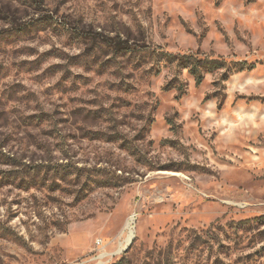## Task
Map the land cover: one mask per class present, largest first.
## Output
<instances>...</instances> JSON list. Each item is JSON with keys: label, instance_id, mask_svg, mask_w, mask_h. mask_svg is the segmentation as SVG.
<instances>
[{"label": "rangeland", "instance_id": "rangeland-1", "mask_svg": "<svg viewBox=\"0 0 264 264\" xmlns=\"http://www.w3.org/2000/svg\"><path fill=\"white\" fill-rule=\"evenodd\" d=\"M0 264H264V0H0Z\"/></svg>", "mask_w": 264, "mask_h": 264}, {"label": "trees", "instance_id": "trees-1", "mask_svg": "<svg viewBox=\"0 0 264 264\" xmlns=\"http://www.w3.org/2000/svg\"><path fill=\"white\" fill-rule=\"evenodd\" d=\"M170 56L169 60H175V61H180L179 64V69L181 70H188L189 73L195 78L196 84L199 86L201 85L205 77L210 74L214 73L217 70H220L224 68L225 66V61L224 60H215V59H193L194 57H188L184 56L182 58L174 55H167ZM227 79H223V82L225 83ZM180 80L176 78L174 81L170 82L166 86V90H177L180 94V96H183L185 94V86ZM225 99H222L220 101V105H223Z\"/></svg>", "mask_w": 264, "mask_h": 264}, {"label": "bare ground", "instance_id": "bare-ground-1", "mask_svg": "<svg viewBox=\"0 0 264 264\" xmlns=\"http://www.w3.org/2000/svg\"><path fill=\"white\" fill-rule=\"evenodd\" d=\"M132 224H133V219H131L130 222L128 223V225H127V230H128L127 238H126L124 244L121 243V246H120L119 250L117 251V253L115 255H119L123 251H126L128 249V247L131 245L132 240L134 238V230L131 228Z\"/></svg>", "mask_w": 264, "mask_h": 264}]
</instances>
